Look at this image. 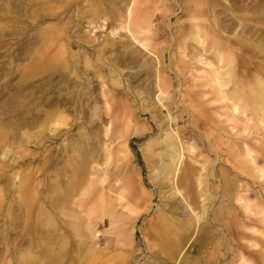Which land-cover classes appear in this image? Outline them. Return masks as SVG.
I'll list each match as a JSON object with an SVG mask.
<instances>
[{"label": "rangeland", "instance_id": "obj_1", "mask_svg": "<svg viewBox=\"0 0 264 264\" xmlns=\"http://www.w3.org/2000/svg\"><path fill=\"white\" fill-rule=\"evenodd\" d=\"M132 1L0 0V246L6 242L11 248V239L19 237L22 228L17 224L27 219L34 221L32 226L44 229L36 232L32 251L0 253V264H22L18 261L24 254L35 256L38 264H82L80 238L74 227L83 214L84 203L80 202L79 207L71 204L74 209L71 205L65 207L68 196L56 211L49 201L69 187L72 169L85 153L92 151L93 159L102 162L101 147L109 144L104 135L108 121L102 120L107 117L106 101L117 115H123L121 127L128 121L129 151L124 154L135 174L134 185L149 199L137 206L132 204L141 216L123 220L125 246H114L117 235L108 222L105 226L96 224L100 237L105 238L97 241L99 250L114 256L115 264H120L118 256L132 260L127 264H145L169 253L146 231L149 220L161 217L162 205L168 212V207L181 202V197L168 196L169 183L160 188L153 178L158 172L155 165L167 161V157L160 161L147 154L149 143L163 141L172 131L183 147L180 171L193 172L192 186L183 184L180 188L184 197V189L188 196L199 191L198 175L206 177L211 193L210 202L205 204V218L212 219L213 210L226 205L230 219L236 216L246 224L245 228L238 224L237 229L247 232V238L252 236L250 240L256 238L257 249L261 246L264 251V180L247 163L241 149L247 143L255 150V165H264V135L260 130L254 133L255 128L248 137L245 132L236 134L243 123L232 129L224 116H218L222 104L211 102V94L203 95L202 91L210 88L202 86L205 80L196 71L202 67L197 63L201 48L192 39L194 24L205 25L203 37L208 44L216 39L223 45L225 63L229 69L234 66L238 84L246 89L260 79L264 85V38L258 36L264 21L257 17L264 15L262 3L254 10L248 6L251 0H134L132 18L148 17L149 27L139 31L133 23L129 26L132 35L124 28ZM185 3L190 6L188 12L181 10ZM199 7L207 11L201 13ZM244 23L257 33L250 36ZM49 35L55 38L53 42ZM43 39L50 43L41 53ZM213 56L212 52L206 53L210 60ZM157 75L165 79L163 94L158 91ZM229 79L225 89L233 87L234 79ZM63 97L66 102L58 105L65 109L67 120L54 129L53 122L45 118L56 99ZM254 138L262 141L255 143ZM118 143L109 144L115 153L121 145ZM154 149L159 151L160 144ZM238 161H246L249 167L240 172ZM109 169L106 193L118 186L115 180L123 182V178L110 175L116 168ZM131 170L126 175L130 176ZM30 176L34 180L30 181ZM24 179L40 194L30 216L18 201V185ZM230 181L234 182V192L246 195L255 215L247 214L236 203L227 204L226 197L222 200V186ZM97 186L83 178L76 184L71 200H84L82 193L87 190L91 196ZM196 200L199 203L194 212L202 206L200 198ZM189 203L193 207L194 203ZM41 204H47L46 213L40 211ZM149 205L152 208L146 211ZM202 221L197 222L193 236ZM211 229L213 240L197 252H191L192 248L182 252L179 258L186 254L182 264H230L226 250L232 246L235 228L228 225V229H221L219 223L212 222ZM42 240L48 247L46 257L41 253ZM152 243L153 247L146 249ZM255 264L264 263L258 260Z\"/></svg>", "mask_w": 264, "mask_h": 264}, {"label": "bare ground", "instance_id": "obj_2", "mask_svg": "<svg viewBox=\"0 0 264 264\" xmlns=\"http://www.w3.org/2000/svg\"><path fill=\"white\" fill-rule=\"evenodd\" d=\"M133 3L128 7L126 11V20L124 24V28L127 29L132 35L133 33L130 31L129 26L134 23V26L139 31L148 30V17H141L140 20L133 19ZM262 3V7H264V0H251L250 8H254V10L259 9L256 7L258 4ZM186 7H181L183 12H188L190 10V6L185 3ZM201 13L206 12V8L199 7L198 9ZM259 20L264 21L263 16H257ZM195 31L193 33L192 39L196 41L197 45L200 46L201 52L197 56V63L202 67L196 69L200 74V78H203L205 82L202 84L203 87H208V92H203V95L206 96L208 94L213 95L211 102H218L222 104L220 108L223 110L222 113H219L218 116H224L226 120L230 123L231 128H237V124L239 122L243 123L242 127L239 129L240 133H246V137L251 134V129H254V133L257 131H262V136L264 135V85L260 79L256 80L255 84L246 89L242 88V85L238 84L236 79V72L234 70V66L231 69L225 63V55L222 51V44H220L216 39H212L213 42L207 43V39L203 37L207 32V27L204 25L194 24ZM244 30L252 36L257 33V30L252 28L249 23H244ZM261 35L264 38V29L260 28V32L258 36ZM49 38L53 42L55 38L52 35H49ZM46 39V38H45ZM45 39L42 40L41 45V53L47 48V45L50 43H46ZM58 39V38H57ZM136 40V38L134 37ZM143 47L144 43L142 41L137 40ZM226 46V45H225ZM227 47V46H226ZM212 52L213 60H210L206 57V53ZM182 56L184 53L181 52ZM49 62V60L47 61ZM49 64V63H48ZM233 77L232 88L225 89L229 82L231 81L229 78ZM156 83H158V91L159 94L164 93V84L165 79L160 75L156 76ZM162 84V85H161ZM103 96L104 93H102ZM65 97L58 98L53 103L54 106L51 107L49 112L46 115L47 121H52L54 129H56V125L60 122L66 121L67 117L63 115V110L61 106L58 104L66 102ZM105 104V111L107 117H103V121H108V125H105L104 135L108 137L109 144L110 142L114 143L116 141L121 142L120 147L116 150V153L113 148H110L108 145H103L101 147L100 158L102 162H98V160L93 159L95 153L90 151L89 153H85L80 161L77 162V166L73 167V177L69 181V187L65 191H61L55 195L52 200L49 201V205L53 210H57L59 205L62 204L63 200L67 199L64 206L73 205L80 206V202L84 203L83 214L79 215L78 222L74 227L75 233L80 238L81 252H82V264H115L114 256L108 255L107 251L99 250L97 246V241L99 239L105 241L104 237H100L101 234L97 232L98 230L95 228L96 224L100 226H105L106 222L109 224L110 230L116 232V239L114 246H125V241L123 240L121 234L124 232L122 225L124 223L123 220L127 218L137 219L141 216L142 212L135 210L132 207V204L139 205L143 204L149 199L144 195L143 190L138 187V185H134L133 178L134 172L130 169L128 165V156L124 154L128 153V139L126 137L128 132V124L126 121L125 125L121 127V121L123 119V115H117L116 111L110 107L107 103ZM117 122L120 123V126L117 127ZM252 125H249V124ZM165 127V126H163ZM167 130V129H166ZM153 132V131H151ZM149 135V133H146ZM262 140L254 138L255 143H260ZM118 143V144H119ZM162 143V144H161ZM155 144H160V150L155 151ZM94 147H90V150H94ZM243 157L246 159L247 163H251L252 169L258 173L259 177L264 180V165L258 166L256 164L254 149H252L247 143H243L242 146ZM148 156L155 155L161 161L164 156L167 157V161L160 162L159 165H155L157 168L156 174L153 176L156 180V184L162 188L166 184L169 183V189L171 192L168 196L176 197L180 195L181 202H173L168 207V212H164L165 207L162 205L161 211L163 212L158 216L157 220H149V227L146 231L149 237H151L154 241L159 242L156 243L160 247H167L169 253L162 256L153 258L148 260L145 264H182L185 261L186 254L181 256L182 252H184L188 248H192L191 252H197L206 244L210 243L215 236L211 229L212 222L219 223L221 229H228V225L234 229V239H232V246L228 247L226 253L230 255L229 263L230 264H255L258 260H261L264 263V251H262V247L257 249V240H250V236L247 238L249 234L245 231H240L237 229V225H241L244 228L246 224L244 222L237 219V217L233 216L230 219V213L226 209V205H221L217 210H213L212 219L208 217L205 218L206 211V203L210 202V198L208 192H210L207 188V180L206 177L201 179L198 175L196 178L197 186L200 187L199 191L195 193V195L188 196V190L184 189V193L187 198L184 197V194L181 192L180 188L183 184L186 187H191L192 184L190 179L193 175L192 170L188 169L185 171H180L181 169V160H182V152L183 147L180 141L177 139V135L172 131L166 133L163 141L151 142L148 144ZM98 157V159H99ZM246 161L239 162L237 167L240 172L246 170L249 166L246 165ZM114 162V164H113ZM94 164V165H93ZM123 166V167H122ZM110 167L113 169L116 168V171L111 172L110 175L115 176L116 178H123L122 184H119L117 180L115 183L118 186L114 187L113 192L106 193V180L110 171ZM233 167V166H232ZM61 167H58L60 169ZM55 169V167H54ZM131 170L130 176L126 175L127 172ZM56 174V170L54 171ZM78 175V176H77ZM208 175V173H207ZM88 176V177H85ZM92 176L94 178L92 179ZM88 180L98 185L95 188V192L89 196V192L86 190L82 193V196L85 197L84 200H80L78 202H74L71 200L73 192L75 191V186L81 180ZM30 181L34 180L33 177L30 176ZM98 184H97V182ZM114 185V183H112ZM89 186H93L92 184ZM211 193V192H210ZM114 194V195H113ZM40 194L35 190V186H30L27 180L20 181L18 185V201L23 205V208L26 210L27 216H30L33 213V209L35 208L37 201L39 200ZM222 200L226 197L227 204L231 203L232 205L240 206L242 210L246 211L247 214L255 215V210L253 205L247 200L245 194H241L239 191L234 192V182H226L222 186L221 192ZM202 202L201 209L198 212H194L193 208L198 207L197 201L199 203ZM195 200V202H194ZM53 201V203H51ZM183 201V202H182ZM207 201V202H206ZM189 202H193V207ZM236 203V204H235ZM42 207L40 211L46 213V206L41 204ZM70 206L71 209L73 206ZM151 206L149 205L145 210L148 211ZM125 211H122V210ZM208 209V208H207ZM147 213V212H146ZM263 214V213H262ZM263 216V215H262ZM157 218V217H156ZM200 219H203L201 223V228H199L196 232V235L193 236L195 227L197 222H200ZM264 221V217H263ZM31 219H27L22 224L18 223L17 225L22 227L18 231V236L10 241L11 248H7L6 242H3L0 246V253L4 255V252L14 254L15 252L25 250L32 251V248L36 241V232L41 231L44 232V229L37 228L33 225ZM56 229V228H54ZM249 229H255L254 227H249ZM46 231V230H45ZM256 232V230H253ZM126 232V231H125ZM46 236H41V238H45ZM242 240H246L247 244ZM264 243V241H263ZM155 243L148 244L146 249H151ZM22 246H25L24 249H21ZM113 246V247H114ZM41 253L44 257L47 255V243L45 240H42ZM216 257L220 256L217 253ZM213 256V255H212ZM121 258L119 261L120 264H127L132 260H124V257L118 256ZM90 258L92 259L90 261ZM21 259V258H20ZM22 264H38V260L35 256L30 254L22 255L21 261H18ZM9 264V261L7 262Z\"/></svg>", "mask_w": 264, "mask_h": 264}]
</instances>
